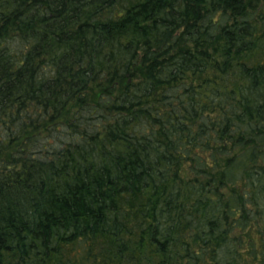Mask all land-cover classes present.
<instances>
[{"label": "trees", "instance_id": "16d2710c", "mask_svg": "<svg viewBox=\"0 0 264 264\" xmlns=\"http://www.w3.org/2000/svg\"><path fill=\"white\" fill-rule=\"evenodd\" d=\"M0 264H264V0H0Z\"/></svg>", "mask_w": 264, "mask_h": 264}]
</instances>
